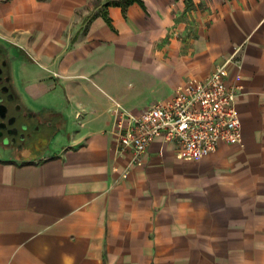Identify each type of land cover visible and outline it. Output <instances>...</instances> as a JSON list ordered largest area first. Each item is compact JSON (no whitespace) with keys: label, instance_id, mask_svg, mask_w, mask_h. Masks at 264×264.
Here are the masks:
<instances>
[{"label":"crops","instance_id":"obj_1","mask_svg":"<svg viewBox=\"0 0 264 264\" xmlns=\"http://www.w3.org/2000/svg\"><path fill=\"white\" fill-rule=\"evenodd\" d=\"M114 1L0 0L23 122L57 141L0 144V264H264V0ZM218 64L240 143L198 161L161 138L139 162L120 150L117 112Z\"/></svg>","mask_w":264,"mask_h":264},{"label":"built area","instance_id":"obj_2","mask_svg":"<svg viewBox=\"0 0 264 264\" xmlns=\"http://www.w3.org/2000/svg\"><path fill=\"white\" fill-rule=\"evenodd\" d=\"M224 64L204 78H191L171 100L155 102L138 116L115 114L114 131L120 150L139 162L157 138L172 144L181 160L198 161L221 145H235L243 137L236 107L239 86L228 84Z\"/></svg>","mask_w":264,"mask_h":264},{"label":"flooded vegetation","instance_id":"obj_3","mask_svg":"<svg viewBox=\"0 0 264 264\" xmlns=\"http://www.w3.org/2000/svg\"><path fill=\"white\" fill-rule=\"evenodd\" d=\"M11 66L8 60L0 62V144H21L31 130L25 122L27 113L13 88Z\"/></svg>","mask_w":264,"mask_h":264},{"label":"rangeland","instance_id":"obj_4","mask_svg":"<svg viewBox=\"0 0 264 264\" xmlns=\"http://www.w3.org/2000/svg\"><path fill=\"white\" fill-rule=\"evenodd\" d=\"M12 75H13V80L15 82V88L18 91V93L24 97L27 100H30L27 95L23 92L22 90V86L19 82V78H18V63H13L12 65ZM36 137H32L30 138V134H28L27 136V143L23 144V142H21L22 140H20L22 145H25L26 147V153L27 154H35L41 150H43L44 145H49V146H55L57 141L56 140H52L49 141L48 135H46L45 133H36V135H34ZM29 143H31V145H29Z\"/></svg>","mask_w":264,"mask_h":264},{"label":"trees","instance_id":"obj_5","mask_svg":"<svg viewBox=\"0 0 264 264\" xmlns=\"http://www.w3.org/2000/svg\"><path fill=\"white\" fill-rule=\"evenodd\" d=\"M133 1H135V0H117V1H114L113 3L116 5H120L122 7H126L127 5L132 3Z\"/></svg>","mask_w":264,"mask_h":264}]
</instances>
